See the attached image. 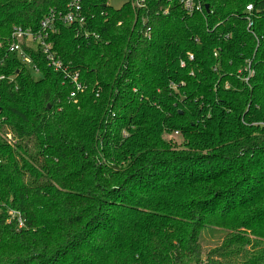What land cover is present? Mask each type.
I'll list each match as a JSON object with an SVG mask.
<instances>
[{"label": "trees", "instance_id": "trees-1", "mask_svg": "<svg viewBox=\"0 0 264 264\" xmlns=\"http://www.w3.org/2000/svg\"><path fill=\"white\" fill-rule=\"evenodd\" d=\"M62 1L0 0V264H264V0H85L49 38L74 97L8 50Z\"/></svg>", "mask_w": 264, "mask_h": 264}, {"label": "built area", "instance_id": "built-area-1", "mask_svg": "<svg viewBox=\"0 0 264 264\" xmlns=\"http://www.w3.org/2000/svg\"><path fill=\"white\" fill-rule=\"evenodd\" d=\"M84 1L85 0H63L59 6L51 8L50 11L44 15L40 21L39 28L36 31L32 30L31 28L15 26L12 30L8 44L9 53H15L23 63H25L31 68V70L37 73L38 68L33 63L32 58L28 56L27 52L24 50V46L28 48L31 47L39 49L45 56L48 65L55 71L61 72L64 75V78L71 82L72 97H74L77 92L83 91L84 85L79 80V73L77 71L70 70L69 67L65 65L61 55L54 50L49 38L52 34L58 31L60 23L65 25H78L80 29L82 28L86 21V15L83 11ZM179 3L182 8L190 14L202 12L204 9L202 0H179ZM135 4L138 7L144 6L143 0H135ZM252 9L253 5L248 4L246 10L250 12ZM248 19V27H251V17L249 16ZM255 37L257 38L256 35ZM188 57L190 60H193L194 58L192 54H188ZM251 63V60L247 61L246 66L244 67V70L248 73V76L244 78L246 82L249 80V76L253 75L254 72ZM181 65L184 66L185 62L181 61ZM13 79L14 76H7L4 73H0V82L4 80L13 81ZM11 217L18 220L19 226L23 225V221L19 212L11 211Z\"/></svg>", "mask_w": 264, "mask_h": 264}, {"label": "rangeland", "instance_id": "rangeland-1", "mask_svg": "<svg viewBox=\"0 0 264 264\" xmlns=\"http://www.w3.org/2000/svg\"><path fill=\"white\" fill-rule=\"evenodd\" d=\"M126 0H106V3L113 8H121L125 4ZM31 69V68H30ZM33 72L34 77L40 78L41 75L37 72ZM5 136L8 140L11 139V135L6 133ZM178 141H181L179 138ZM223 232L218 231L217 229H207L202 234V245L204 249V253L209 251L212 247H214L218 242L223 238Z\"/></svg>", "mask_w": 264, "mask_h": 264}, {"label": "water", "instance_id": "water-1", "mask_svg": "<svg viewBox=\"0 0 264 264\" xmlns=\"http://www.w3.org/2000/svg\"><path fill=\"white\" fill-rule=\"evenodd\" d=\"M205 7H206L207 10L209 9V6H208V5H206ZM49 107H50V106H48V108H49Z\"/></svg>", "mask_w": 264, "mask_h": 264}]
</instances>
